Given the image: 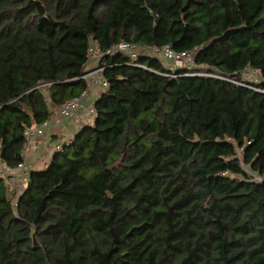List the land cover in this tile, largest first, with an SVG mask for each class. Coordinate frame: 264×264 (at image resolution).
Masks as SVG:
<instances>
[{"label":"trees","instance_id":"16d2710c","mask_svg":"<svg viewBox=\"0 0 264 264\" xmlns=\"http://www.w3.org/2000/svg\"><path fill=\"white\" fill-rule=\"evenodd\" d=\"M122 41L144 50L103 57L91 121L20 192L0 176V264H264L241 163L264 175V0H0V159L88 89L92 42ZM166 45L229 80L145 52Z\"/></svg>","mask_w":264,"mask_h":264},{"label":"built area","instance_id":"2783aa9c","mask_svg":"<svg viewBox=\"0 0 264 264\" xmlns=\"http://www.w3.org/2000/svg\"><path fill=\"white\" fill-rule=\"evenodd\" d=\"M142 50L144 49L137 44L122 41L114 45L107 52H103L95 42H92L89 49V57L90 62L92 63V67L82 75V78H85L88 81L89 87L85 92H83L80 97H76L63 104L59 109L60 116H65L66 114H69L73 110L80 107L83 99L88 94L90 87L97 86L104 90L108 88L109 82L102 74L104 66L101 65V61L106 54L122 52L128 55L133 61H136L139 52H141ZM145 52L157 55L160 58L161 62L164 65H167L173 71L176 68H185L186 70H188V75L208 76L229 80L226 75L212 70L208 65L197 64L195 60L197 49L192 51L177 52L171 45H166L161 48L156 46L150 47L146 49ZM260 79L261 73L258 69L248 68L242 72L241 79L234 80V82L247 85V82H258ZM88 111L90 115H94L95 111L93 105L88 108ZM53 120L54 118L34 127L25 128L24 135L26 138V142L22 150L24 160L15 168H11L0 159V176L7 177L10 174H15V176L19 178L23 185L27 183L30 172L32 171V169H34L33 164L28 162V152L30 151V149H33L36 138L44 135L45 130L50 126ZM63 145H65V141L57 142L54 145V151L61 149ZM252 176L256 181L264 180V175L255 173ZM23 185L19 189V192L21 191V189H23Z\"/></svg>","mask_w":264,"mask_h":264},{"label":"crops","instance_id":"0c3cea01","mask_svg":"<svg viewBox=\"0 0 264 264\" xmlns=\"http://www.w3.org/2000/svg\"><path fill=\"white\" fill-rule=\"evenodd\" d=\"M103 91L104 89L97 86L90 87V90L83 99L80 107L65 116H60L59 109H57L52 117L54 120L45 130L44 135L36 138L33 149H30L28 152V162L33 164L31 160H33L34 163L37 160L38 162H41L38 163L39 165L43 164L40 166L38 165L39 168H36L35 166L34 168H45L47 163H49L53 157L54 145L59 141L71 139L79 131L82 125L91 121L93 116L89 114L88 108L94 105L95 101Z\"/></svg>","mask_w":264,"mask_h":264},{"label":"rangeland","instance_id":"374dc122","mask_svg":"<svg viewBox=\"0 0 264 264\" xmlns=\"http://www.w3.org/2000/svg\"><path fill=\"white\" fill-rule=\"evenodd\" d=\"M241 156V154H240ZM31 162L34 164L33 167L35 166L36 168H39L40 165H43V164H38V163H41V162H38L36 160V162L34 163L33 160H31ZM44 163V162H43ZM46 163V162H45ZM241 163H242V166L243 168L246 170V172L250 173L251 175L255 174L254 172H252V170L250 169L249 166H247L241 159ZM39 165V166H38ZM8 184L10 185L9 187H11L13 190H19L21 187H22V182L19 180V178L17 176H15V174H10L8 177ZM16 178V179H14ZM17 198V196H16Z\"/></svg>","mask_w":264,"mask_h":264}]
</instances>
